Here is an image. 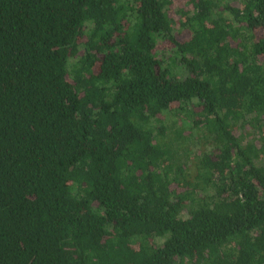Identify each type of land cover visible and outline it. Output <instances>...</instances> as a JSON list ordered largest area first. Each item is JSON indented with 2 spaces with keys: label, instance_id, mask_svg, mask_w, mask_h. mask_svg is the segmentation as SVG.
Here are the masks:
<instances>
[{
  "label": "trees",
  "instance_id": "1",
  "mask_svg": "<svg viewBox=\"0 0 264 264\" xmlns=\"http://www.w3.org/2000/svg\"><path fill=\"white\" fill-rule=\"evenodd\" d=\"M0 264H264V0H0Z\"/></svg>",
  "mask_w": 264,
  "mask_h": 264
}]
</instances>
